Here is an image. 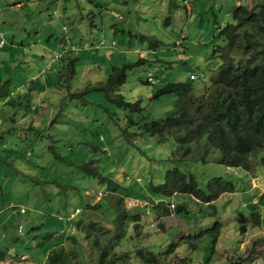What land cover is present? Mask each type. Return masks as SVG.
I'll return each mask as SVG.
<instances>
[{
	"label": "rangeland",
	"instance_id": "374dc122",
	"mask_svg": "<svg viewBox=\"0 0 264 264\" xmlns=\"http://www.w3.org/2000/svg\"><path fill=\"white\" fill-rule=\"evenodd\" d=\"M244 1L0 0V31L6 45H19L0 50V72L13 91L9 103L0 104V250L9 251L2 264H43L53 248H69L68 238L94 264L75 224L93 221L87 207L97 203L114 219L115 196L102 178L117 186L129 213L127 238L133 239L116 248L120 253L143 247L160 264H264V156L249 171L221 165L202 142L183 157L175 139L142 134L127 118L141 114L116 107L105 94L69 96L102 86L96 80L104 81L113 67L134 64L116 94L126 103L140 100L148 123L173 116L177 95L152 94L168 83L190 84L193 98L208 93L220 64L212 54L222 44L218 31ZM143 35L160 42L154 51L140 41ZM149 73L155 85L146 83ZM91 166L97 173H89ZM172 169L192 176L202 191L223 179L234 192L210 204L156 194L153 188ZM178 206L184 207L179 214Z\"/></svg>",
	"mask_w": 264,
	"mask_h": 264
},
{
	"label": "trees",
	"instance_id": "16d2710c",
	"mask_svg": "<svg viewBox=\"0 0 264 264\" xmlns=\"http://www.w3.org/2000/svg\"><path fill=\"white\" fill-rule=\"evenodd\" d=\"M231 18L232 22L218 31L217 37L222 44L214 46L212 54L220 64L210 79L208 93L193 98L195 95L189 96L193 91L190 84L170 83L152 94V98L177 95L176 113L169 118L148 123L145 121V111L141 108L140 100L126 103L116 94L126 83L127 70L134 64L124 65L120 69L113 68L107 76L105 86L101 88L85 89L69 96L78 99L91 91L103 93L108 102L116 101V107L124 108L128 113L130 110L131 114H141V117L127 115V118L130 124L142 128V134L155 136L159 141L168 137L175 139L178 142L176 152L182 154L181 156L187 157L192 152L191 145L202 142L207 150L212 149L218 153L221 165L249 171L252 163L262 162L264 156V0H245L234 8ZM140 41L148 43L149 49L153 51L160 44L158 40L144 35L140 37ZM5 46L4 41L0 50ZM139 61L144 62L143 59ZM9 82L0 81V102L9 103L8 98L13 93ZM134 116L136 120L133 119ZM203 159L204 157L201 160L205 161ZM88 170L89 173H97L92 166ZM102 180L109 181L111 190L108 192L115 196L114 219H107L101 212L102 206L97 203L95 207H87L94 212L93 221L86 222L82 219L75 224L85 236L87 249L95 255L94 264H134V258H139L141 264L162 263V260L159 263L157 256L148 251L145 253L143 247L137 250L122 249L121 253L117 251L116 248H120L128 236L129 213L123 198L115 194L117 186L110 180ZM153 191L168 198L185 194L194 201L210 204L222 194L233 193L234 186L223 179H212L207 183L206 190L202 191L192 176L188 178L181 171L172 169L166 172L164 182L154 187ZM159 207L161 205L157 206ZM163 210L166 211V207ZM183 211L184 207L178 206L175 213ZM75 219L74 215L71 220ZM132 219L135 221L133 231L138 238L140 218L136 215ZM258 219L257 214L256 223ZM201 236L189 238L197 240ZM130 238L133 239L131 236ZM130 238L127 239L130 241ZM68 240H71L68 249L62 245L53 248L43 264H87L80 253V250L83 252L82 247L73 238ZM176 245H171L166 253L175 250ZM84 249L87 256V249ZM8 254V249L0 250V264ZM5 258L8 259V256Z\"/></svg>",
	"mask_w": 264,
	"mask_h": 264
},
{
	"label": "crops",
	"instance_id": "0c3cea01",
	"mask_svg": "<svg viewBox=\"0 0 264 264\" xmlns=\"http://www.w3.org/2000/svg\"><path fill=\"white\" fill-rule=\"evenodd\" d=\"M9 4H7V8H10L9 6H8ZM22 6H24L22 3H20V6L18 7V8H20V7H22ZM16 8H12V10H15ZM3 40L5 41V37L3 36ZM16 42V45L17 46H19L18 44H17V41H15ZM15 42H11V43H9V44H7L4 48H1V50H3L2 51V53H6V51L8 50V49H15V46H14V44H15ZM21 47V46H20ZM23 50H25V48H23ZM142 52H140V54H141ZM8 55H10V54H8ZM140 57H142V55H140ZM50 65V64H49ZM48 65V66H49ZM113 68H116V67H113ZM112 68V69H113ZM2 72V71H1ZM0 72V81H4L5 79H3V77H4V75L2 74ZM107 79V78H106ZM106 79L104 80V81H99V80H96V82H98V83H102V86H105V84H106ZM48 86V85H47ZM102 86H99V87H92V88H89V89H94V88H101ZM1 103H7L6 101H4V102H0V104Z\"/></svg>",
	"mask_w": 264,
	"mask_h": 264
},
{
	"label": "clouds",
	"instance_id": "9594fccd",
	"mask_svg": "<svg viewBox=\"0 0 264 264\" xmlns=\"http://www.w3.org/2000/svg\"><path fill=\"white\" fill-rule=\"evenodd\" d=\"M0 40H1V44H2V42H4V40H3V34L1 33V31H0ZM1 44H0V46H1ZM54 58H56V57H54ZM60 57L58 56L56 59H54V60H57V59H59ZM51 63H53V62H51ZM150 74V73H149ZM148 74V75H149ZM152 75L154 76V74L152 73ZM192 76V75H191ZM201 76H202V74H201ZM201 76H197V79L196 80H193V81H198V80H200L201 79ZM149 77V76H148ZM148 77H147V79H146V83L147 84H150V85H155L157 82H158V80L154 77V79H153V81L152 82H150V81H148ZM168 84H170V83H168ZM156 206H158V205H156ZM167 208V207H166ZM156 209H159V208H156ZM23 211V212H22ZM19 213L21 214V215H23L25 212H24V210L23 209H20L19 210ZM76 214H78V212H76L75 214H72L71 215V219H73V217H74V215H76ZM6 256H8V255H6ZM11 256V255H10Z\"/></svg>",
	"mask_w": 264,
	"mask_h": 264
},
{
	"label": "built area",
	"instance_id": "2783aa9c",
	"mask_svg": "<svg viewBox=\"0 0 264 264\" xmlns=\"http://www.w3.org/2000/svg\"><path fill=\"white\" fill-rule=\"evenodd\" d=\"M56 58H57V57H56ZM56 58H55V59H56ZM148 76H149V77H148V81L152 82L153 79H154V76L152 75V73H150ZM191 79H192V80H196V79H197V76H196V75H192V76H191ZM22 212H23V211H22Z\"/></svg>",
	"mask_w": 264,
	"mask_h": 264
}]
</instances>
